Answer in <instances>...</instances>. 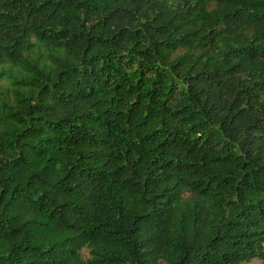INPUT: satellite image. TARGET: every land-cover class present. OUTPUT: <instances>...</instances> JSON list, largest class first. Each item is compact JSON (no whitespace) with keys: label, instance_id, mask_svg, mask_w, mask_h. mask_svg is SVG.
<instances>
[{"label":"trees","instance_id":"trees-1","mask_svg":"<svg viewBox=\"0 0 264 264\" xmlns=\"http://www.w3.org/2000/svg\"><path fill=\"white\" fill-rule=\"evenodd\" d=\"M264 264V0H0V264Z\"/></svg>","mask_w":264,"mask_h":264},{"label":"rangeland","instance_id":"rangeland-1","mask_svg":"<svg viewBox=\"0 0 264 264\" xmlns=\"http://www.w3.org/2000/svg\"><path fill=\"white\" fill-rule=\"evenodd\" d=\"M162 264H164V263H162Z\"/></svg>","mask_w":264,"mask_h":264}]
</instances>
